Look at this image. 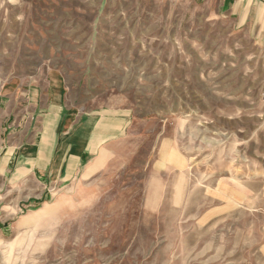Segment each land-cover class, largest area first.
Returning a JSON list of instances; mask_svg holds the SVG:
<instances>
[{
  "label": "rangeland",
  "instance_id": "1",
  "mask_svg": "<svg viewBox=\"0 0 264 264\" xmlns=\"http://www.w3.org/2000/svg\"><path fill=\"white\" fill-rule=\"evenodd\" d=\"M217 11L0 0V91L54 71L75 127L125 122L84 176L0 197V264H264V34Z\"/></svg>",
  "mask_w": 264,
  "mask_h": 264
},
{
  "label": "crops",
  "instance_id": "2",
  "mask_svg": "<svg viewBox=\"0 0 264 264\" xmlns=\"http://www.w3.org/2000/svg\"><path fill=\"white\" fill-rule=\"evenodd\" d=\"M195 1L218 10L220 19H227L234 29L251 38L258 35L259 39L264 34V0ZM62 83L63 76L50 71L46 79L38 76L33 80L12 81L2 87V199L12 201L29 190L43 193L47 181L49 184L74 182L95 166L98 158L93 156L97 151L123 134L125 122L105 113H87L75 127L80 116L71 112L63 115Z\"/></svg>",
  "mask_w": 264,
  "mask_h": 264
}]
</instances>
